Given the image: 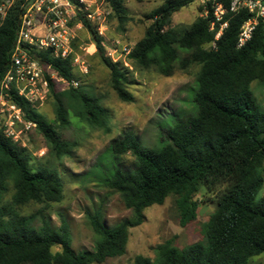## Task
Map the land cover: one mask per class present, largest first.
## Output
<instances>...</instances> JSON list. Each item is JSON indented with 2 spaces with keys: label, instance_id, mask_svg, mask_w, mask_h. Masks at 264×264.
Returning <instances> with one entry per match:
<instances>
[{
  "label": "trees",
  "instance_id": "obj_1",
  "mask_svg": "<svg viewBox=\"0 0 264 264\" xmlns=\"http://www.w3.org/2000/svg\"><path fill=\"white\" fill-rule=\"evenodd\" d=\"M195 1L168 0L155 10L144 38L127 58L134 68L154 69L165 77L199 66L194 113L178 118L165 131L167 140L160 147H143L131 132L112 143L108 152L114 158L131 153L136 159L133 170L122 169L119 162L104 180L109 190L121 195L132 217L110 227L101 213L89 214L94 249L76 252L64 219L55 229L46 220L35 227L33 215H21L22 207L31 203L48 207L61 202L64 184L54 169L33 170L32 153L0 128V264H103L126 253L130 229L144 222L146 209L163 205L170 196L176 197L180 226L194 222L199 208L195 197L203 187L218 190L216 210L203 226V239L184 248L168 240L155 248L154 260L137 256L134 264H252L253 258L264 255V196H259L264 188V111L252 91L254 82L264 84V27L260 23L251 40L239 47L241 27L251 15L226 14L228 27L215 41L220 26L210 30L214 14L209 4L206 16L200 6V16L190 27L170 28L173 15ZM106 4L121 26L129 21L125 0H106ZM20 15V7H14L0 24V83L10 63ZM79 20L110 70L112 89L121 101L132 102L127 70L106 56L95 27L82 15ZM43 59L62 77L78 80L71 60L48 54ZM50 99L56 115L53 123L23 99L16 102L36 125L28 135L40 134L56 157L69 155L74 146L61 136L70 126L69 111L92 127L110 131L108 111L81 85L63 92L53 82ZM54 247L59 251L54 252Z\"/></svg>",
  "mask_w": 264,
  "mask_h": 264
},
{
  "label": "rangeland",
  "instance_id": "obj_2",
  "mask_svg": "<svg viewBox=\"0 0 264 264\" xmlns=\"http://www.w3.org/2000/svg\"><path fill=\"white\" fill-rule=\"evenodd\" d=\"M168 0H125L129 21L121 26L111 14L109 7L102 4L107 15L105 54L109 57L111 46L120 42L122 46L135 47L144 38L152 20L149 16ZM100 3V2H99ZM201 2L195 1L175 13L170 28L190 27L200 16ZM77 53L87 61L88 74L79 72L80 85L100 100L109 114V132L92 127L78 119L69 111L70 126L61 131L62 139L73 144L69 155L58 158L50 153L44 138L33 131L23 136V144L32 153L33 170L49 168L56 170L64 184L63 199L48 207L28 204L20 210L22 216H34V226L40 227L44 220L55 229L60 228L62 219L70 227V241L76 252L92 250L96 236L92 231L88 215L101 213L108 226H115L132 217L120 194L109 190L104 180L118 168L133 170L136 159L131 153L114 158L109 151L112 143L125 133L135 135L140 145L145 148L162 146L167 138L165 131L178 119H184L194 113L192 102L196 79L200 67L193 65L187 70H176L170 77L157 73L154 69L140 71L130 63L125 64L124 56L119 59L120 68L127 70V90L133 97L132 102H123L116 95L110 83V70L101 61L95 50L92 54L85 50L94 43L86 28L74 29ZM120 56V51L115 55ZM252 91L255 99L264 111V84L254 82ZM36 111L49 122H54L55 108L53 99H48ZM29 139L32 140L29 143ZM218 190L203 187L196 195L199 202L197 219L181 227L176 208V197L170 196L163 205H154L145 210L144 222L130 229L126 253L121 257L109 258L103 264H134L137 256L155 259V248L168 240L174 239L178 248H184L203 239V226L216 210ZM11 191L7 199L10 200ZM259 196H264V188ZM59 251L58 247L53 248ZM252 264H264V255L251 260Z\"/></svg>",
  "mask_w": 264,
  "mask_h": 264
},
{
  "label": "built area",
  "instance_id": "obj_3",
  "mask_svg": "<svg viewBox=\"0 0 264 264\" xmlns=\"http://www.w3.org/2000/svg\"><path fill=\"white\" fill-rule=\"evenodd\" d=\"M207 15L208 5H211L214 20L210 30L220 26L215 35L218 41L228 22L226 14L247 12L251 17L243 23L238 46L242 47L249 42L257 26L264 27L263 0H229L225 5L221 0H199ZM100 2V3H99ZM106 0H0V24L14 7H20L21 15L17 29L8 69L0 83V128L14 142L23 147V136L35 128V123L25 117L24 111L16 102L23 99L31 108H38L50 98L51 84L60 86L61 91L77 89L79 80H69L61 75L46 61L43 56L50 55L52 59L71 60L76 70L88 74V64L76 51L74 43L77 39L74 29L85 28L79 20L82 15L94 27L100 38L106 40L107 15L102 10ZM102 41V45L104 42ZM133 47L122 46L116 42L111 46L109 58L118 63L124 56L125 64ZM96 50L92 43L85 51L92 54ZM120 51V56L115 55Z\"/></svg>",
  "mask_w": 264,
  "mask_h": 264
}]
</instances>
